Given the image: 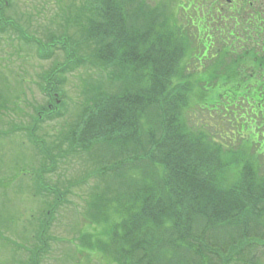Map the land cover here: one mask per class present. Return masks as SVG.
Masks as SVG:
<instances>
[{"label":"trees","instance_id":"obj_1","mask_svg":"<svg viewBox=\"0 0 264 264\" xmlns=\"http://www.w3.org/2000/svg\"><path fill=\"white\" fill-rule=\"evenodd\" d=\"M155 1L160 5L94 0L91 11L83 6L82 15L71 14L65 25L74 26L77 37L68 30L58 35L68 55L49 72L45 89L58 93V72L67 69H110L108 85L98 80L92 93L88 88L92 102L82 110L72 141L83 151L104 152L97 158L109 191L92 205L98 222L106 214L119 217L110 226L115 242L126 243L117 257L127 264H256L264 252V168L258 156L249 157L253 141H260L257 155L264 153V64L254 77L236 78L235 63L224 74L219 29L210 26L219 23V11L204 10L206 0ZM206 35L214 45L211 89L232 83L211 99L219 113L209 133L196 127L200 112L187 114L197 79L187 69L195 58L188 38H201L205 49ZM203 76L208 77L202 74L199 81ZM254 87L255 104L242 110L238 97H251ZM50 102L37 107L35 127L62 115L53 94ZM241 133L248 134L244 142L235 139ZM124 145L130 154L122 153ZM142 155L146 170L134 164ZM240 167L243 176L237 179ZM50 226L44 224L43 232Z\"/></svg>","mask_w":264,"mask_h":264},{"label":"rangeland","instance_id":"obj_2","mask_svg":"<svg viewBox=\"0 0 264 264\" xmlns=\"http://www.w3.org/2000/svg\"><path fill=\"white\" fill-rule=\"evenodd\" d=\"M68 3V0H12V4L3 13L12 20L14 19L23 30L28 31L25 34L27 38L32 39L33 36L36 39L38 37L45 38L47 33L49 34L53 30L59 31L64 26L65 18L68 17V14L65 16ZM0 18L4 17L0 14ZM56 18L60 19L57 21V25L54 24ZM67 30L70 35L77 37L74 26H68ZM19 39L22 38L13 30L10 31V34L0 33V129L6 132L12 125H18L16 127L18 129L35 127L36 113L34 107L43 106L47 104L48 100V97L41 90V84L44 83L41 74L50 71L55 62L65 58L63 51L58 50L55 51L54 54L56 55L52 58H40L37 54L36 45L28 42L26 46L23 44L24 41ZM103 73L105 71L100 72L96 68L84 66L72 73L63 76L58 75L62 80L59 91L63 100L60 103L59 112L61 113L63 106L64 116L41 121L35 129V133L44 139L47 146L56 144L57 146L53 151L59 152L56 154L57 162L53 164L55 170L44 174L51 186L60 188L69 186V181H80L87 172L95 170L92 167L90 157L88 158L81 152L68 151L69 146L63 141V136L68 141V133L70 132L68 129L73 127L72 125L76 122L79 109L84 104L87 105L92 102V99H89L90 96L87 97L89 100L85 99L88 88L92 93L95 87L93 85L99 78L109 77ZM89 81L90 83L86 86ZM92 83L93 87L89 86ZM223 90L224 86L212 89L206 98H202L201 105L203 108H207L206 101H211L218 91ZM208 109L211 110L212 108ZM19 132L17 134L14 132L13 136L3 137L0 140V178L2 179L0 180V189L4 191L13 190L14 192L12 196L3 197L4 202L1 205V210L13 228L30 223L35 224L42 214L41 211L34 213V207L40 200L34 196L35 182L33 177L37 174L40 161L34 156L31 143L27 142V135L24 134V131ZM41 159L46 166L48 162L45 158ZM95 177L91 174V177L84 184L74 185L66 195L69 197V201L55 210V223L51 230L52 249L45 256L44 264H59L57 256L63 253L65 246L57 240L62 236H67L62 238V241L68 242L73 249L83 250L90 255L94 263H97L96 252L79 246L72 236H68L72 228H82L83 216L81 212L84 211L87 197L91 193L101 191L89 189L95 182ZM48 203L49 200L46 204L43 203L44 208L47 207ZM2 229L5 231L4 228ZM14 233L15 240L22 241L21 237L30 236L34 231L28 226L24 229L19 227L14 230ZM6 235L0 238V264H18L13 252L19 253L21 251L15 252L13 242L9 241L10 237H13V233L7 231ZM32 241H34V237L29 240L28 244L30 245ZM66 264H88V262L87 258L83 257L78 261L71 260Z\"/></svg>","mask_w":264,"mask_h":264}]
</instances>
